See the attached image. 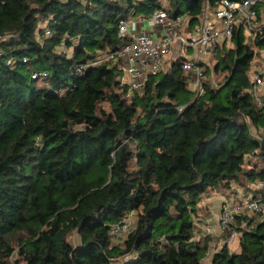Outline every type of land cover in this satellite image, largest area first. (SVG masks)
Instances as JSON below:
<instances>
[{
  "label": "trees",
  "instance_id": "16d2710c",
  "mask_svg": "<svg viewBox=\"0 0 264 264\" xmlns=\"http://www.w3.org/2000/svg\"><path fill=\"white\" fill-rule=\"evenodd\" d=\"M221 1L0 0V264H205L202 200L264 180V108L247 75L264 39L235 31L201 96L180 63L131 96L111 64L77 71L126 43L133 11L196 21ZM134 213L115 243L111 227ZM234 232L240 251L224 244L210 264H264V216L239 215L222 234Z\"/></svg>",
  "mask_w": 264,
  "mask_h": 264
},
{
  "label": "built area",
  "instance_id": "2783aa9c",
  "mask_svg": "<svg viewBox=\"0 0 264 264\" xmlns=\"http://www.w3.org/2000/svg\"><path fill=\"white\" fill-rule=\"evenodd\" d=\"M187 17L171 16L168 10L156 9L139 19L140 24L160 30L156 35L153 30L152 33L137 28L138 20L131 13L119 22L118 36L126 43L118 50L98 54L80 65L77 72L82 74L90 67L111 64L120 71V84L127 87L128 96L143 95L151 78L165 71L166 64L173 67L180 63L187 88L192 89L196 96H201L205 92L206 71H213L215 52L219 48L230 50L235 31L242 30L247 44L259 37L264 39V0H222L215 7L206 3L198 17L201 22L197 30H185ZM212 17L217 23L211 22ZM41 29L50 35L47 24ZM10 37L8 34L0 35V46ZM182 51L186 54L182 55ZM260 53L264 55V50H255L254 60L259 58ZM247 75L255 104L264 108V67H251ZM33 78H38V75L34 74ZM246 212L264 216V180L251 186L249 192L241 193L239 199H227L222 203L218 218L220 230L230 229L237 217ZM134 224L132 217L115 224L110 235L114 238L124 236L133 230ZM216 249V243H210L206 259L213 258Z\"/></svg>",
  "mask_w": 264,
  "mask_h": 264
},
{
  "label": "crops",
  "instance_id": "0c3cea01",
  "mask_svg": "<svg viewBox=\"0 0 264 264\" xmlns=\"http://www.w3.org/2000/svg\"><path fill=\"white\" fill-rule=\"evenodd\" d=\"M168 7H169V5H168ZM133 16H134V19L136 21L138 20L136 22L137 28H139L141 30H145V31H152L153 30L156 33V35H158L160 33V30H157L154 27H151V26L146 25V24H140L139 19H141L142 17H145L147 15H133ZM187 18L188 19H187V24H186V29H185L186 31L199 29V27H200L199 21L201 22V18H197L196 21H193L191 17H187ZM214 21L216 22V20L212 17L211 22L214 23ZM218 24H219V22H218ZM153 31H152V33H153ZM174 52H175V49H174ZM181 54L185 55L186 53L184 51H182ZM169 61L170 60H168V62ZM212 61H213V63H212V67H213L214 60H212ZM252 65H253L252 67H259V68L264 67V55L262 53H260L259 58L256 60H253ZM171 68L172 67H170L169 64H166L164 69L166 71H169ZM188 89H190V88H188ZM249 191L250 190H245V189H242V188H239L236 186L234 191L218 192L215 194L212 193L208 197H205L199 205L200 213H203L204 215H202V216L200 215L199 218L196 219L198 222H201L198 224V227H200V231H198V232H200L199 234H201V232H202L204 234H209L212 237H213V235H216V236L221 235L223 232L220 230L218 218H219V211H220V207H221L222 203L227 199H236L237 200L240 198L241 193H247ZM200 224H202V225H200Z\"/></svg>",
  "mask_w": 264,
  "mask_h": 264
},
{
  "label": "rangeland",
  "instance_id": "374dc122",
  "mask_svg": "<svg viewBox=\"0 0 264 264\" xmlns=\"http://www.w3.org/2000/svg\"><path fill=\"white\" fill-rule=\"evenodd\" d=\"M166 9H168L169 7H168V5L167 4H165V6H164ZM168 7V8H167ZM132 15H144V13H142V12H138V13H136V12H132ZM69 51H71V49L69 50ZM166 71V70H165ZM165 71H163L162 73H165ZM211 75V74H210ZM208 77V76H207ZM220 79H222V77H219V76H217V75H214V77L212 78V83L216 86V85H218V83H219V81H220ZM189 91L190 92H193V90L192 89H189ZM194 93V92H193ZM253 131H254V133H255V129H253ZM208 197V196H207ZM200 215L202 216V215H204L203 213H200ZM132 218L134 219V220H136L137 219V213H134L133 215H132ZM199 223H201V222H198V221H196V228H197V235H196V237L199 239V238H201V237H206V236H211V235H209V234H204V233H202L201 232V234H199L200 232H198V231H200V227H198V224ZM200 225H202V224H200ZM237 233L236 232H234L228 239H226V238H224L223 237V234H221V235H219V236H216V235H213V239H212V241H211V243H216V245H217V249H216V251H218L224 244H226V246H227V248L230 250V252H232V253H238L237 251H236V244H235V235H236ZM124 237L125 236H122V237H118V238H115L114 239V242L115 243H117V244H119V243H121V242H123V240H124ZM212 237V236H211ZM237 237H238V235H237ZM239 239V238H238ZM70 241L74 244V245H77V242H78V237L76 236V235H73L71 238H70ZM237 246L239 247V244H238V240H237ZM212 261V257L211 258H205L204 259V263L205 264H210V262Z\"/></svg>",
  "mask_w": 264,
  "mask_h": 264
},
{
  "label": "water",
  "instance_id": "95a60500",
  "mask_svg": "<svg viewBox=\"0 0 264 264\" xmlns=\"http://www.w3.org/2000/svg\"><path fill=\"white\" fill-rule=\"evenodd\" d=\"M235 236H236L235 237L236 251L239 252L240 248L237 246V240H238L237 234Z\"/></svg>",
  "mask_w": 264,
  "mask_h": 264
}]
</instances>
